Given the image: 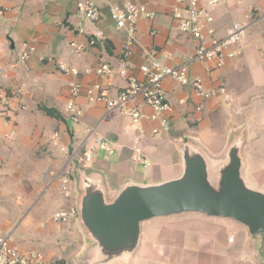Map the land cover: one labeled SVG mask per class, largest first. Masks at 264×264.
<instances>
[{
    "label": "crops",
    "instance_id": "crops-1",
    "mask_svg": "<svg viewBox=\"0 0 264 264\" xmlns=\"http://www.w3.org/2000/svg\"><path fill=\"white\" fill-rule=\"evenodd\" d=\"M92 1L104 18L86 22V34H79L75 0H0V56L4 68L0 85L7 91H21L17 97L9 95L8 121L0 114V236L10 235L14 247L39 251L56 264H78L76 260L88 244L76 218L67 223L53 221L55 212L75 205L74 174L71 200L62 198L57 183L44 190L43 175L59 169L64 158L59 147L70 148L86 139L88 130L93 133L87 146H94L93 137L100 136L114 148L110 156L95 150L92 161L82 167L102 174L109 197L125 181L157 183L177 177V148L185 139L193 140L211 157H221L231 137L245 124V176L248 183L264 189V0H219L217 5L206 7L214 18L218 38H225L233 23L246 22L247 15H252L240 43L242 55L219 69L192 60L196 42L178 31L170 16L176 0H132L154 16L137 20V44L127 58L129 73L142 78L139 66L149 60L148 51L152 49L162 64L185 65L189 76L200 78L207 90L223 86L229 97L218 94L202 101L190 88L164 81L172 106L171 125L168 132L156 136L149 131L156 122L145 119L133 126L118 112H107L102 102L89 103L84 93L75 100L81 111L78 121L73 122L65 112L69 85L80 83L83 89L105 85L106 81L95 73L97 63L103 58L117 65L124 48L126 33L112 24L107 9V2L123 0ZM98 30L104 33V42L87 46L83 54L71 51L70 43L87 45L88 37ZM24 44L32 52L21 61ZM57 61L76 68L79 75L59 72ZM111 83L110 96L125 85L119 78ZM138 105L145 116L151 115V108ZM199 105L202 109L195 111ZM40 107L56 110L62 119L46 116ZM54 132L59 134L57 147L53 146ZM137 135L141 136L147 167L131 160L130 145ZM39 146L46 148L49 161L56 157L49 168H12L15 158ZM146 169L150 172L145 175L142 170ZM39 189L43 192L38 197ZM133 264H264V234L249 237L238 223L199 213L155 218L141 225V242Z\"/></svg>",
    "mask_w": 264,
    "mask_h": 264
},
{
    "label": "built area",
    "instance_id": "built-area-1",
    "mask_svg": "<svg viewBox=\"0 0 264 264\" xmlns=\"http://www.w3.org/2000/svg\"><path fill=\"white\" fill-rule=\"evenodd\" d=\"M219 0H176V5L172 8L170 16L181 33L189 35L195 42V50L192 57L193 61L211 64L215 69L222 68L226 61L233 60L242 55L240 47L245 28L248 26L252 15H247V21L243 23H233L227 31L225 38H218L213 28L214 18L206 7L217 5ZM108 17L112 24L118 30L126 33L124 48L120 53V59L117 65L109 64L101 58L95 68L96 75L106 81L105 85L93 84L83 89L80 83L69 85V99L65 106V112L73 122H77L81 111L77 108L75 100L84 93L89 103L102 102L107 112L116 111L120 115L129 118L130 123L140 125L141 121L148 120L156 122L157 126L151 128L150 135L156 136L166 133L170 130L172 106L170 105L166 91L163 88V82L171 80L175 84L190 88L193 93L202 101L224 94L225 88L220 86L217 90H207L204 82L200 78L189 76L187 66H166L156 59L155 50H149V60L139 66V72L142 78L138 79L132 76L130 67L127 64V58L131 53L132 47L137 44L135 37L136 23L140 17L152 18L154 14L147 12L146 8L137 5L132 0H123L121 3L107 2ZM75 14L78 20L77 32L86 34L84 24L86 22L96 23L104 18L102 10L92 0H75ZM105 35L98 30L91 34L87 39V45L72 42L69 47L73 53L83 54L87 46L93 47L97 43L104 42ZM19 55L21 61H26L32 52L26 44ZM0 56V79L4 77V68ZM57 69L63 74H70L74 77L79 75L76 68L57 61ZM119 78L125 82V85L114 95H109V89L112 81ZM17 97L21 94L19 89L7 91L0 85V106L1 117L6 121L9 119V95ZM138 104H143L151 108L152 113L145 116ZM202 105L195 108L200 111ZM139 134L143 133L142 128H138ZM93 130L87 131V138L81 140L70 148L60 146L59 150L64 154L63 161L59 169L55 172L44 173V181L50 187L57 183L59 192L63 199L71 200L72 190V171L73 166L84 167L90 163L95 156V150L103 151L110 156L114 153L111 143L100 136L92 139L94 146H87V141L92 135ZM59 134L54 132L52 135L53 146H58L57 140ZM132 152L131 160L143 167L149 166L144 155L141 136L133 138L130 145ZM71 218H76L75 205H70L67 209L59 210L54 213L53 221L58 223H67ZM229 241H232L230 239ZM0 264H56L54 260H48L44 254L39 251H22L11 244V236H0Z\"/></svg>",
    "mask_w": 264,
    "mask_h": 264
},
{
    "label": "water",
    "instance_id": "water-1",
    "mask_svg": "<svg viewBox=\"0 0 264 264\" xmlns=\"http://www.w3.org/2000/svg\"><path fill=\"white\" fill-rule=\"evenodd\" d=\"M246 124L219 158L185 139L178 145L180 173L157 183L125 181L109 197L101 173L74 165L76 220L88 244L78 264H133L141 225L199 213L240 224L249 237L264 234V189L245 176Z\"/></svg>",
    "mask_w": 264,
    "mask_h": 264
},
{
    "label": "rangeland",
    "instance_id": "rangeland-1",
    "mask_svg": "<svg viewBox=\"0 0 264 264\" xmlns=\"http://www.w3.org/2000/svg\"><path fill=\"white\" fill-rule=\"evenodd\" d=\"M47 154H48V151L46 150V148L39 146L38 149H33L31 151L26 152L25 156L15 158L14 160L15 166L12 168H49L48 165L52 164L54 158L56 157H50L51 160L49 161L48 158H46ZM142 171L146 175L147 173L150 172V169H146ZM43 179H44V175H43ZM39 183H40V180H39ZM43 184H44L43 189L44 190L48 189L47 183L45 181ZM42 192L43 190H41L37 196L38 197L41 196Z\"/></svg>",
    "mask_w": 264,
    "mask_h": 264
},
{
    "label": "trees",
    "instance_id": "trees-1",
    "mask_svg": "<svg viewBox=\"0 0 264 264\" xmlns=\"http://www.w3.org/2000/svg\"><path fill=\"white\" fill-rule=\"evenodd\" d=\"M40 110L48 117L54 118L57 120H61V115L54 109L46 108V107H40Z\"/></svg>",
    "mask_w": 264,
    "mask_h": 264
}]
</instances>
